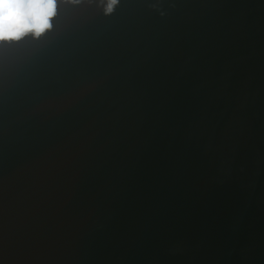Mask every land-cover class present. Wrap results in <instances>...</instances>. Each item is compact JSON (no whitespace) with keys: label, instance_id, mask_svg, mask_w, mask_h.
<instances>
[{"label":"water","instance_id":"95a60500","mask_svg":"<svg viewBox=\"0 0 264 264\" xmlns=\"http://www.w3.org/2000/svg\"><path fill=\"white\" fill-rule=\"evenodd\" d=\"M53 25L0 43V264H264V0Z\"/></svg>","mask_w":264,"mask_h":264},{"label":"clouds","instance_id":"9594fccd","mask_svg":"<svg viewBox=\"0 0 264 264\" xmlns=\"http://www.w3.org/2000/svg\"><path fill=\"white\" fill-rule=\"evenodd\" d=\"M60 2L74 6L87 2L110 16L121 0H0V43H18L29 37L40 40L53 29Z\"/></svg>","mask_w":264,"mask_h":264}]
</instances>
